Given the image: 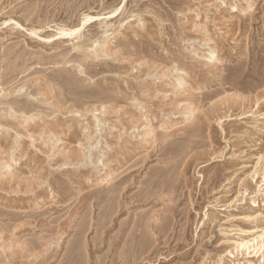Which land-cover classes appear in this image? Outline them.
Wrapping results in <instances>:
<instances>
[{
    "label": "rangeland",
    "instance_id": "obj_1",
    "mask_svg": "<svg viewBox=\"0 0 264 264\" xmlns=\"http://www.w3.org/2000/svg\"><path fill=\"white\" fill-rule=\"evenodd\" d=\"M0 264H264V0H0Z\"/></svg>",
    "mask_w": 264,
    "mask_h": 264
}]
</instances>
